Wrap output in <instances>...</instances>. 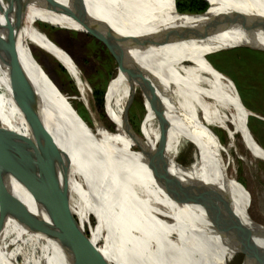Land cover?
<instances>
[{
    "label": "rangeland",
    "instance_id": "obj_1",
    "mask_svg": "<svg viewBox=\"0 0 264 264\" xmlns=\"http://www.w3.org/2000/svg\"><path fill=\"white\" fill-rule=\"evenodd\" d=\"M91 1L102 10H106L103 0ZM18 2L22 9L20 30L28 50L51 81L53 77L57 84L64 87L65 92H62V95L79 123L88 133L97 138L128 149H135L136 145L120 124L118 123L120 127H117L119 131L108 128L96 109L90 79L96 80L98 86L104 87L106 95L107 85L116 78L118 70L107 49L94 37L87 38L82 31L83 26L73 18L51 11L39 0H18ZM233 44L236 43H215L214 49L218 50L216 51L218 54L211 56L221 66L222 73L225 75L217 71L229 79H223L226 81L224 84L219 82L222 78H218L216 82L207 69L196 70L188 67L187 64L196 65L192 60L175 61L172 64L187 80L189 78L186 76L207 88L215 89L218 85L227 91L242 109V119L246 130L252 135L254 142L264 149V50ZM66 45L74 56L69 54ZM239 48L255 51L249 52ZM235 49L241 50L242 53L239 55ZM238 56L240 61L235 63V58ZM193 58L197 60L196 56ZM85 60L89 62L85 63ZM59 66L65 69L75 89L59 71ZM96 68L102 72V75L95 72ZM1 74L3 71L0 67V76ZM209 79L212 83L207 81ZM8 82L10 84V79ZM52 82L56 84L54 80ZM171 88L180 107L190 116L209 125L216 133L227 176L237 181L248 193L249 205L245 217L251 229L264 239V154L256 152L245 140L237 121V114L225 97L218 95L215 98H208L177 83H173ZM131 92L130 83L124 80L111 103L112 109L123 122H125V108ZM5 93V87L0 83V100H5L3 104H0V128L9 135H18L29 142L31 133L28 124L20 123L18 109ZM242 100L250 104L251 109L244 106ZM78 104H82L87 112V119H82L85 124L78 117ZM105 105L106 102H104V109ZM149 107V102L142 92L138 87L135 88L133 100L128 107V120L130 124L133 120L138 125V133L141 131L143 138L148 135L153 141L159 143L160 125L157 118L150 119L147 125L142 127L143 118L148 114ZM9 110H12L15 120L9 118L7 113ZM178 131L168 125L166 156L176 168L196 164L199 156L195 145ZM252 131L259 137H254ZM6 157L7 154L0 146V245L14 242L12 253L15 264H43L46 244L50 237L45 233L30 230L20 219L19 208L30 211V192L22 175L5 174V171L1 169L2 161H5ZM85 159L96 174L106 176L120 189L128 207L136 217L175 242L178 236L175 219L163 197L144 175L130 163L110 159L89 149L85 150ZM69 184L71 212L92 242L116 254L128 264H156L158 251L154 241L124 222L115 218L111 220L103 215L107 214L104 203L89 188L75 165H72L70 169ZM200 184H204L202 175L194 179L190 185ZM110 203L115 209L118 207L115 197H112ZM127 228L128 230H125ZM233 230L232 228L225 241V259L227 264H240L243 259V243L238 234L235 239ZM185 233L189 248L195 253L187 230ZM19 234L20 237L17 238ZM48 264H70L57 242L53 244L49 252ZM161 264H185V262L174 251L164 249L161 253Z\"/></svg>",
    "mask_w": 264,
    "mask_h": 264
},
{
    "label": "bare ground",
    "instance_id": "obj_2",
    "mask_svg": "<svg viewBox=\"0 0 264 264\" xmlns=\"http://www.w3.org/2000/svg\"><path fill=\"white\" fill-rule=\"evenodd\" d=\"M47 1L69 8L68 4L70 0ZM103 1L105 2L106 10H102L91 0H84L82 5L91 18L99 20L100 23H104L105 26L112 28L118 34L122 36H142L148 42L150 49L135 51L133 55L144 69L150 73L151 76L149 75L147 78L151 86L158 89L159 86L157 83H159L164 90L166 89L172 93L173 100L162 98L166 116L163 121L181 131L197 149L199 161L196 164L176 168L169 162L170 171L177 177L184 188L190 185L194 179L202 175L204 176L205 185H216L223 190V196L214 221L210 220L204 203L200 199H192L185 192L183 193V202L171 198L155 180L141 151L138 149H128L116 143L104 141L88 133L71 111L65 97L56 89L54 83L32 57L22 38L21 30L18 33V55L21 61L20 63L30 77L32 83L27 79L25 71L22 70L15 58L5 49L0 48V67L3 71V74L0 76V83L5 87V94L16 105L20 116V123H27L26 119L28 118L30 120V118H34L37 112L42 114L47 132L52 136L60 149L69 156L70 169L72 165L78 168L81 176L89 185V188L95 193L96 197L104 203L103 205L106 207H104L106 209L105 211L113 218L144 233L154 241L158 251L156 255V264H161V253L164 249H170L180 255L185 264H227L224 254L227 228L230 222L235 220L240 223L241 235L245 242V253L240 264H259L261 253L258 248L264 249V239L251 229L245 217V212L249 205L248 193L237 181L227 176L226 168L222 163L220 144L216 133L206 123L187 114L178 104L171 88L173 83H177L193 89L208 98H215L218 95L225 97L237 114V121L245 140L256 152L264 154V149L254 142L252 135L244 126L242 119L243 112L240 105L227 91L221 89L218 85L215 89H212L187 80L172 64L175 61L192 60L196 64L207 69L213 75L216 82L218 78L229 80L207 63L196 60L193 56H196L206 47L215 43L239 41L221 40L222 37H214L204 43L179 42L169 44L154 36L152 32L162 27H179L195 24L202 20V18L181 16L177 13L166 11L163 8V3L166 0ZM40 2L42 3V1ZM262 6H264V0H220L208 11L207 15L225 14L231 11L250 15L253 11ZM0 8L11 11L5 0H0ZM118 23L121 24L122 28L119 27ZM99 27L102 28L103 33L107 35L105 28L100 24ZM0 35L7 38V32L2 22H0ZM11 77L21 82L15 91H12L11 85L8 82ZM129 77L126 69L122 71L118 70L116 78L110 82L105 95V110L108 117L113 120L118 127L121 126L123 129L125 122L114 112L111 103L114 96L118 93L121 84L124 80L128 81ZM26 79L28 81H26ZM131 90H133L132 87ZM4 102V99L0 100V104ZM18 106L21 107L22 110H25L26 115L20 111ZM26 106L28 107L27 111ZM11 111L9 110L7 112L9 118L15 120L14 114H12ZM178 111H181L185 116L190 118L196 125V128L203 132H193L190 127L187 126L185 120L181 118ZM153 118L156 117L151 107H149L148 114L143 118L142 127L146 126L148 121ZM206 135L210 137L213 142L217 143V151L214 150L215 148L213 145L206 146L204 144ZM140 139L145 142V148L148 150L156 148L159 144L154 142L148 135H146L144 139ZM20 149H23V147ZM86 149L110 159L130 163L136 170L144 175L146 180L163 197L169 207L176 222L179 244L170 241L167 237L158 233L132 213L119 188L106 176L96 174L87 164L85 159ZM25 158L26 156L23 155L21 151L17 154V157H14V165L26 169V166L23 164ZM50 169V178L54 180L58 174V158L54 153H52L50 158ZM28 171L30 172V167H28ZM207 192L208 187L206 188L205 194ZM112 197H115L117 200L118 207L116 209L110 203ZM29 201L30 213L32 215L31 219L38 220L47 225L49 220L44 207L36 203L31 193ZM186 230L193 242L195 253L189 248L185 233ZM20 234L17 238L20 237ZM55 242L56 240L54 237L49 238L46 244L43 264H48L49 252ZM13 243L0 245V264H15L12 253ZM92 244L99 249L100 253L108 261L114 264H128L116 254L98 246L94 242H92Z\"/></svg>",
    "mask_w": 264,
    "mask_h": 264
},
{
    "label": "water",
    "instance_id": "obj_3",
    "mask_svg": "<svg viewBox=\"0 0 264 264\" xmlns=\"http://www.w3.org/2000/svg\"><path fill=\"white\" fill-rule=\"evenodd\" d=\"M5 1L9 5L11 11L0 8V22H2L7 32V38L0 35V48L5 49L11 54L19 63L22 70H24L20 63L21 61L17 50L18 33L21 29L22 9L20 8L18 0ZM39 1H42L43 5L51 11L65 14L81 24L85 33L94 37L107 49L115 62L116 68L119 71L123 69L127 70L130 76L128 81L133 90L125 108V131L136 143V149L141 151L155 180L166 193L171 198L180 202H183L184 192L192 199H200L204 203L210 220L214 221L223 196V190H221L219 186H207L205 184H200L198 186L187 185L186 188H184L177 177L170 171V160L165 154L168 123L163 121L166 116L162 98L173 100V96L170 91L164 90L157 82L159 86L158 89L151 86L147 78L150 73L144 69L133 55L135 51L150 49L148 42L142 36H122L112 28L105 26L104 23H100L99 20L91 18L82 5L84 0H70L68 4L69 8L51 3L47 0ZM208 11L209 7L200 14H182L176 12L181 16L200 17L202 20L195 24L179 27H162L153 31L152 34L169 44L179 42L204 43L214 37H222L221 40L245 42L233 44L236 46L248 45L256 50H264V17L250 16L236 11L209 16L207 15ZM99 24L105 28L107 35L103 33ZM27 79L32 83L28 75ZM27 79L26 81H28ZM20 84L21 82L19 80L12 77L10 78L12 91H15ZM54 85L56 89L61 92L57 85ZM137 87L149 102L160 125V141L158 146L152 150L145 148V142L140 139L139 133L130 124L127 116L128 107L133 100L135 88ZM19 108L20 111L26 115L25 110H22L21 107ZM27 110L28 107L26 106V111ZM178 112L193 132H203L196 128V125L190 118L185 116L181 111ZM78 117L81 122L85 124L79 114ZM30 120L28 118L26 119L31 133L29 142L18 135H9L3 128H0V146L2 150H4V153L7 154L5 161H2L3 165L1 169L5 171V174L16 173L24 177L28 191L32 194L36 203L44 207L49 221L47 222V226L43 222L32 220L30 211H24L23 208H19L18 210L20 212V219L30 230L45 233L48 237H54L61 247L64 256L69 259L70 264H114L108 261L100 253L99 249L92 244L90 237L76 220L75 215L71 212L69 204V156L60 149L52 136L47 132L42 114L37 112L34 118H30ZM205 137L204 144L206 146L213 145L215 148L214 150L217 151V143L213 142L207 135ZM21 147H23V149H20ZM21 151L23 155L26 156L23 162L26 169L14 165V157H17V154ZM52 153L56 154L58 158V174L54 180L50 178V158ZM28 167H30V172L28 171ZM219 168L221 169L220 165ZM206 186L208 187V192L205 194ZM232 228L234 229L233 233L235 234V239L237 234L241 237L244 255L245 242L241 235L240 223L237 220L230 222L227 228V237L230 235ZM258 250H260L261 253L259 264H264V249L258 248Z\"/></svg>",
    "mask_w": 264,
    "mask_h": 264
},
{
    "label": "trees",
    "instance_id": "obj_4",
    "mask_svg": "<svg viewBox=\"0 0 264 264\" xmlns=\"http://www.w3.org/2000/svg\"><path fill=\"white\" fill-rule=\"evenodd\" d=\"M218 1H220V0H166L163 3V8H164V10L169 11V12H173V13L178 12V13H182V14H200V13L206 11V9L208 7H209V10H211L216 5V3ZM263 9H264V6L258 8L257 10L253 11L250 14V16L264 17V14H262ZM118 25H119L120 28H122L120 23H118ZM83 34L85 36H87V38L91 37L89 34H87L85 32ZM69 40L72 41V39L70 37H69ZM234 43L240 44V43H243V42H234ZM214 45L215 44H212V45L206 47L201 52H199V54L196 55V58H197V60L207 63L208 65L212 66L216 70L221 71V73H222L223 71L221 70V66L218 63H216L211 57V56H213L215 54H218L216 52L218 50L214 49ZM66 47H67V50H68L69 54L74 56V54L71 51V49H69L67 45H66ZM239 49H245V50H247L249 52L255 51V50H252V49H249V48H239ZM239 49H235V50L238 51ZM235 50H231V51H235ZM219 53H221V52H219ZM238 53L240 55V53H242L241 50L238 51ZM235 59H236L235 63H238L240 61V56L236 57ZM88 62H89L88 60H85V63H88ZM187 66L191 67L193 69H196V70H198V69L199 70H205V68L203 66L197 65V64L196 65L187 64ZM98 70L99 69L96 68L95 72L99 73L100 75H102V72H100V70L99 71ZM59 71L66 77V79L68 80V83L70 84V86L73 89H75L73 87L74 83H73V81L68 79L70 77L67 75V72L65 71V69L63 67L59 66ZM180 71L184 72L182 70H180ZM222 74H224V73H222ZM51 78H52V81L54 80L55 83L57 82L55 78H53V77H51ZM186 78H189V80L192 81V82L195 81V79H192L191 77H187L186 76ZM232 80L234 81L235 85L237 86L236 81H235V79L233 77H232ZM207 81L212 83V80H210V79L207 80ZM219 82H222L223 84L226 83V81L223 80V79H220ZM90 84L93 87V95H94V100H95V104H96V109L98 110L100 118L108 126V128L114 129V131H116L118 126H116L115 123L113 122V120H111L108 117V115L106 114L105 109H104L105 88L98 86L96 84V80L93 81V80L90 79ZM56 85L60 89L61 92H65L64 91V87H62L60 84H57V83H56ZM237 88H238V86H237ZM242 102H243L244 106H246L249 109H251L252 106L250 104L245 103L243 100H242ZM77 107H78V111H79V112L77 111L79 116L82 119L86 120L87 119V112H86L85 108H83V105L82 104H78ZM131 124H132L133 128L138 132L139 131L138 125L135 122H133V120L131 121ZM178 133H182V132L178 131ZM252 133H253L254 137H259V135L257 133H254V131H252ZM223 161H224V159H223Z\"/></svg>",
    "mask_w": 264,
    "mask_h": 264
},
{
    "label": "flooded vegetation",
    "instance_id": "obj_5",
    "mask_svg": "<svg viewBox=\"0 0 264 264\" xmlns=\"http://www.w3.org/2000/svg\"><path fill=\"white\" fill-rule=\"evenodd\" d=\"M82 31H84V29L82 30ZM117 73H118V70H117ZM109 84V83H108ZM109 85H107V87H108ZM108 89V88H107ZM105 96V95H104ZM106 97V96H105ZM104 102H106V99H105V101ZM107 114V113H106ZM118 126V125H117ZM117 131H119V129H117ZM139 136H140V138H142V139H144L143 138V136H142V134H141V131L139 132V134H138ZM130 137V136H129ZM134 142V141H133ZM154 142H156V141H154ZM134 144H135V142H134ZM119 145V144H118ZM136 145V144H135ZM124 147V146H123ZM126 148V147H125ZM136 148H137V146H136ZM136 148L135 149H133V148H129V149H133V150H136ZM154 229V228H153ZM176 229H177V227H176ZM155 230V229H154ZM177 234H178V230H177ZM169 239V238H168ZM170 240V239H169ZM171 241V240H170ZM174 243H176V244H179V239H178V236H177V239L175 240V242Z\"/></svg>",
    "mask_w": 264,
    "mask_h": 264
},
{
    "label": "crops",
    "instance_id": "obj_6",
    "mask_svg": "<svg viewBox=\"0 0 264 264\" xmlns=\"http://www.w3.org/2000/svg\"><path fill=\"white\" fill-rule=\"evenodd\" d=\"M138 171V170H137ZM120 190V189H119ZM122 193V192H121ZM124 196V195H123ZM103 214V213H102ZM101 214V215H102ZM103 215H105L107 218H109V219H111V220H113L114 218L112 217V216H110L108 213L106 214V213H104ZM108 215V216H107ZM102 221V220H101ZM100 223H103V222H100ZM176 223V222H175ZM126 227V226H125ZM125 230H128V228L127 229H125ZM99 244H101L100 242H99ZM102 245V244H101Z\"/></svg>",
    "mask_w": 264,
    "mask_h": 264
}]
</instances>
